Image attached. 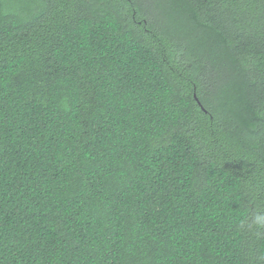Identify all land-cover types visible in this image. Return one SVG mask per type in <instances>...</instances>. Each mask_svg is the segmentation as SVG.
Masks as SVG:
<instances>
[{
  "label": "trees",
  "instance_id": "obj_1",
  "mask_svg": "<svg viewBox=\"0 0 264 264\" xmlns=\"http://www.w3.org/2000/svg\"><path fill=\"white\" fill-rule=\"evenodd\" d=\"M264 0H0V264H264Z\"/></svg>",
  "mask_w": 264,
  "mask_h": 264
},
{
  "label": "clouds",
  "instance_id": "obj_2",
  "mask_svg": "<svg viewBox=\"0 0 264 264\" xmlns=\"http://www.w3.org/2000/svg\"><path fill=\"white\" fill-rule=\"evenodd\" d=\"M254 223L257 225H264V215L256 216L254 219Z\"/></svg>",
  "mask_w": 264,
  "mask_h": 264
}]
</instances>
